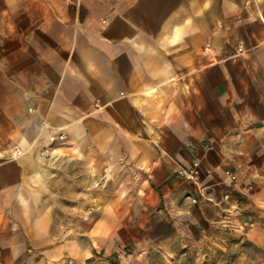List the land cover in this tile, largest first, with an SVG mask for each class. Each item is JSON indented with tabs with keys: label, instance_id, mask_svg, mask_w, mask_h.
Masks as SVG:
<instances>
[{
	"label": "crops",
	"instance_id": "crops-1",
	"mask_svg": "<svg viewBox=\"0 0 264 264\" xmlns=\"http://www.w3.org/2000/svg\"><path fill=\"white\" fill-rule=\"evenodd\" d=\"M119 154L135 191L71 210ZM225 193L264 201V0H0V264L189 247Z\"/></svg>",
	"mask_w": 264,
	"mask_h": 264
},
{
	"label": "rangeland",
	"instance_id": "rangeland-1",
	"mask_svg": "<svg viewBox=\"0 0 264 264\" xmlns=\"http://www.w3.org/2000/svg\"><path fill=\"white\" fill-rule=\"evenodd\" d=\"M119 166L111 170L109 163L103 165L101 172V184L95 186V190L101 189V199L66 201L72 209H103L113 203L114 197H126L135 191L132 184L133 172L124 166L125 160L119 154ZM132 176V178L130 177ZM93 191V187L86 186V191ZM194 199L197 201L194 202ZM194 203L198 198L192 199ZM225 201V200H224ZM119 202V201H117ZM223 208L219 218V227L212 237L194 235L193 243L189 247L171 246L167 250H155L146 257L138 255L131 242L115 239L113 242L114 259L117 264H264V201L259 208L244 209L239 202H234L230 197ZM117 208H124L126 201L119 202ZM130 205V204H129ZM225 207H231V213L224 212ZM81 210V209H78ZM89 220L88 216L83 217ZM70 220V224L77 217H64ZM170 252V253H169ZM104 252L102 251L101 254Z\"/></svg>",
	"mask_w": 264,
	"mask_h": 264
},
{
	"label": "built area",
	"instance_id": "built-area-1",
	"mask_svg": "<svg viewBox=\"0 0 264 264\" xmlns=\"http://www.w3.org/2000/svg\"><path fill=\"white\" fill-rule=\"evenodd\" d=\"M181 173L183 175H185L187 178L191 179V180H198L200 178L201 175V170H200V165H199V161H194L192 167L187 168V169H183L181 171ZM228 177L233 181L236 182L239 178V174L237 171L235 170H227L226 171ZM231 197L230 193H225L222 197L223 200H228ZM197 200L194 199V202H196ZM224 212H228L231 213V207H225Z\"/></svg>",
	"mask_w": 264,
	"mask_h": 264
}]
</instances>
